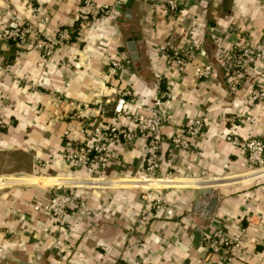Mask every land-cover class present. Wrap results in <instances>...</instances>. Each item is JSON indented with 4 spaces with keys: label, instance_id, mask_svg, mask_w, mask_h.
Masks as SVG:
<instances>
[{
    "label": "crops",
    "instance_id": "obj_1",
    "mask_svg": "<svg viewBox=\"0 0 264 264\" xmlns=\"http://www.w3.org/2000/svg\"><path fill=\"white\" fill-rule=\"evenodd\" d=\"M120 1L108 16L93 12L87 28L47 57L32 45L0 41V264H264V174L247 173L243 153L225 140L250 133L264 147V104H253L249 95L264 78L256 60L236 80L222 55L237 44L264 55V3L178 0L177 11L166 15L149 0ZM82 10L80 0H0V28L29 24L53 33L72 27ZM165 43L196 44L194 59L178 72L158 50ZM111 58L123 60L125 71L110 74ZM204 63L211 64L209 76L195 78L194 66ZM158 79L159 111L169 118L161 128L165 161L156 175L166 181L145 178L143 135L126 147L108 144L101 181L84 180L83 169L62 160L64 150L90 144L101 127L131 129L112 113L115 100L128 90L124 109L142 112ZM197 117L204 121L189 149H170V135ZM55 183L79 189L84 207L61 219L32 211L29 203L46 201ZM142 187H159L152 190L162 199L158 210ZM215 227L241 235L228 259L205 246Z\"/></svg>",
    "mask_w": 264,
    "mask_h": 264
},
{
    "label": "built area",
    "instance_id": "obj_2",
    "mask_svg": "<svg viewBox=\"0 0 264 264\" xmlns=\"http://www.w3.org/2000/svg\"><path fill=\"white\" fill-rule=\"evenodd\" d=\"M260 1L264 3V0ZM120 2V0H114L113 3H102L96 6L93 5V0H80V5L85 10L80 11L76 18L78 23L77 31L85 29L90 25L94 15L93 12L100 16H108L112 14L114 7ZM149 2L154 7H160L166 15L174 14L178 8V0H149ZM32 10L33 12H37L39 9L33 8ZM47 21V14L43 13L41 15V22L46 23ZM70 33L71 29L66 27L58 28L53 33H46L45 31L36 30L29 24H22L15 27L0 28V41L12 42L20 47L32 45L41 57H47L58 45L69 41ZM29 37L32 40L31 43L27 41ZM195 48L196 44L175 47L165 43L159 46L158 50L160 53H166L168 64L178 72H181L194 59ZM222 55L224 57V69L235 77L236 80L242 78L256 60L260 62L261 76L264 78V55L260 54L254 46L244 44L233 45L222 52ZM108 69L110 74L115 75L124 72L126 65L120 58H111L108 62ZM210 72L211 64L209 63L197 64L193 68V76L199 79L208 77ZM155 92L150 104L146 105L142 112H128L124 109V103L125 96L129 95V91L124 90L115 100L111 110L115 116H122L125 121L130 122L132 128L128 129L118 123H111L106 127H101L93 132V139L90 144L73 145L64 150L61 153L62 160L73 170L83 169L87 174L84 180L101 181L102 179L98 177V173L109 159L107 153L108 144L117 142L126 147L131 145L138 135H143L147 146V153L144 156L142 166L145 178L168 179L167 176L161 177L156 175L165 161L161 128L169 118L168 114L159 111L161 99L164 97V92L161 91L159 86V79L155 83ZM249 95L253 104L255 102L264 104V83L262 81H255ZM4 99V96H1L0 125L3 122L1 110ZM93 104L96 105L98 110L103 111V107L99 102H94ZM246 119L251 123L254 122L252 118L246 117ZM203 121L204 119L200 117L193 118L182 130L171 134L168 140L170 149L188 150L191 144L190 139L199 135ZM225 140L243 153L248 164L247 173H251V176L264 174V147L259 138L250 133L242 137L226 134ZM61 184L55 183L51 185L61 188ZM58 187L51 192L46 201L41 203L30 202V209L55 219H61L66 215L68 210L78 212L84 207V199L79 189L67 190L64 188L59 189ZM158 188L155 187L154 189ZM143 196L151 200V205L155 210L160 208L162 199L160 197H152V190H146ZM165 213L171 215L172 210L166 208ZM240 238V234L230 236L220 227H215L206 236L205 246L211 253L221 254L228 259L227 255L240 247Z\"/></svg>",
    "mask_w": 264,
    "mask_h": 264
},
{
    "label": "trees",
    "instance_id": "obj_3",
    "mask_svg": "<svg viewBox=\"0 0 264 264\" xmlns=\"http://www.w3.org/2000/svg\"><path fill=\"white\" fill-rule=\"evenodd\" d=\"M77 25H78V23H77V21H75V23L73 24V26L70 27V29H71V33H70V38H69V40H70L72 37L75 36V34H76V32H77Z\"/></svg>",
    "mask_w": 264,
    "mask_h": 264
},
{
    "label": "water",
    "instance_id": "obj_4",
    "mask_svg": "<svg viewBox=\"0 0 264 264\" xmlns=\"http://www.w3.org/2000/svg\"><path fill=\"white\" fill-rule=\"evenodd\" d=\"M263 156H264V152H263ZM202 192L207 194V192H210V190L209 189H205V190H202ZM213 201H214V198H210L209 204L212 205Z\"/></svg>",
    "mask_w": 264,
    "mask_h": 264
},
{
    "label": "rangeland",
    "instance_id": "obj_5",
    "mask_svg": "<svg viewBox=\"0 0 264 264\" xmlns=\"http://www.w3.org/2000/svg\"><path fill=\"white\" fill-rule=\"evenodd\" d=\"M60 177H64V176H60ZM91 177H93V176H91ZM62 184H63V183H62ZM50 185H51V184H50ZM62 186H63V185H62ZM142 188H144V190H145L144 192H146V190H148V191L154 190L155 187H150V188H149V187H142ZM147 188H149V189H147Z\"/></svg>",
    "mask_w": 264,
    "mask_h": 264
},
{
    "label": "bare ground",
    "instance_id": "obj_6",
    "mask_svg": "<svg viewBox=\"0 0 264 264\" xmlns=\"http://www.w3.org/2000/svg\"><path fill=\"white\" fill-rule=\"evenodd\" d=\"M93 181V180H92ZM95 181V180H94ZM150 181H152V182H155V181H166V180H157V179H150Z\"/></svg>",
    "mask_w": 264,
    "mask_h": 264
}]
</instances>
